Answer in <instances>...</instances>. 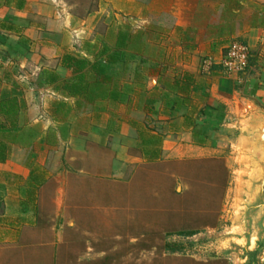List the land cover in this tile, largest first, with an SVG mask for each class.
<instances>
[{
    "label": "rangeland",
    "instance_id": "rangeland-1",
    "mask_svg": "<svg viewBox=\"0 0 264 264\" xmlns=\"http://www.w3.org/2000/svg\"><path fill=\"white\" fill-rule=\"evenodd\" d=\"M58 3L79 26L102 1ZM136 8L104 12L83 41L94 60L113 54L119 32L129 33L128 47L111 67L110 91L120 93V101L99 97L79 107L104 109L121 136L130 130L156 146L166 138L182 144L181 152L131 158L153 147L142 145L122 160L119 149L116 155L94 144L75 157L65 151L53 164L66 191L41 193L38 220L21 227L18 239L0 243V264H264L257 120L246 109H201L221 74L242 73L222 64L233 42L249 47L245 32L264 18V0H153L147 11ZM187 83L189 93L182 88ZM204 111L215 121L223 113L225 126L215 144L207 140L211 147L188 150L189 140L177 134L185 130L179 121L201 122ZM152 129L158 134L151 139ZM183 230L196 234L180 235Z\"/></svg>",
    "mask_w": 264,
    "mask_h": 264
},
{
    "label": "crops",
    "instance_id": "crops-1",
    "mask_svg": "<svg viewBox=\"0 0 264 264\" xmlns=\"http://www.w3.org/2000/svg\"><path fill=\"white\" fill-rule=\"evenodd\" d=\"M58 1L0 0V243L18 239L21 227L36 223L41 193L49 187L59 195L66 191L64 176L53 164L61 162L65 151L75 157L94 144L116 155L119 149V157L126 160L130 148L152 145L146 148L147 154L131 155L142 160L144 156L160 159L165 153L176 156L183 147L166 138L156 146L142 136H130L128 129L130 134H117L108 112L80 109L66 88L73 72L63 65V57L72 54L92 59L83 41L90 39L94 23L104 12H131L137 5L147 11L153 0H101L98 10L82 19L79 26L64 16ZM175 8L173 4L172 11ZM244 38L254 53L249 68L240 74H221L214 95L201 109H246L257 120L252 109L264 107V18L250 26ZM202 43L206 49L207 44ZM218 69L222 68L214 70ZM190 90L189 86L187 93ZM212 114L204 111L207 118L201 122L181 117L185 130L177 134L189 140L188 150L215 144L218 128L225 125L223 113L219 112V121ZM152 132L151 139L158 134L154 129Z\"/></svg>",
    "mask_w": 264,
    "mask_h": 264
},
{
    "label": "trees",
    "instance_id": "trees-1",
    "mask_svg": "<svg viewBox=\"0 0 264 264\" xmlns=\"http://www.w3.org/2000/svg\"><path fill=\"white\" fill-rule=\"evenodd\" d=\"M130 39L129 33L125 31L119 32L113 54H104L105 56L102 58L91 60L72 54H66L63 57V65L73 72V77L67 85V90L77 100L78 106H84L86 104L93 105L97 98L100 99L99 97L102 99L109 98L112 101H120V93L110 91V85L115 76V72L111 67L118 61L119 54L128 47L131 41ZM252 61L253 58L250 59L249 66ZM212 68L217 69L222 68V66L213 65ZM189 86L187 83L182 88L188 90ZM96 92L99 93L97 94ZM150 102H154V100ZM149 109L153 110V107ZM179 234L192 236L196 234V230H183Z\"/></svg>",
    "mask_w": 264,
    "mask_h": 264
},
{
    "label": "built area",
    "instance_id": "built-area-1",
    "mask_svg": "<svg viewBox=\"0 0 264 264\" xmlns=\"http://www.w3.org/2000/svg\"><path fill=\"white\" fill-rule=\"evenodd\" d=\"M251 51L243 43L233 42L228 48L227 57L223 61V68L232 72H244L249 66Z\"/></svg>",
    "mask_w": 264,
    "mask_h": 264
},
{
    "label": "water",
    "instance_id": "water-1",
    "mask_svg": "<svg viewBox=\"0 0 264 264\" xmlns=\"http://www.w3.org/2000/svg\"><path fill=\"white\" fill-rule=\"evenodd\" d=\"M257 109H252L257 115L256 121V138L259 148L261 149V157L259 159V167H260V176L257 181V185L259 188V197L263 199V207H264V107L256 106Z\"/></svg>",
    "mask_w": 264,
    "mask_h": 264
}]
</instances>
